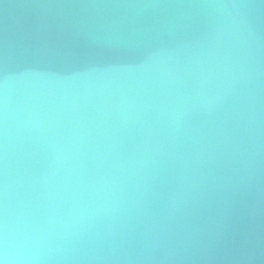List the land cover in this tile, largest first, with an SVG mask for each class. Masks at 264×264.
<instances>
[{
	"label": "clouds",
	"instance_id": "1",
	"mask_svg": "<svg viewBox=\"0 0 264 264\" xmlns=\"http://www.w3.org/2000/svg\"><path fill=\"white\" fill-rule=\"evenodd\" d=\"M0 33V264H264V0H30Z\"/></svg>",
	"mask_w": 264,
	"mask_h": 264
},
{
	"label": "water",
	"instance_id": "2",
	"mask_svg": "<svg viewBox=\"0 0 264 264\" xmlns=\"http://www.w3.org/2000/svg\"><path fill=\"white\" fill-rule=\"evenodd\" d=\"M30 0H0V33H2L6 20L20 19L29 14L26 5Z\"/></svg>",
	"mask_w": 264,
	"mask_h": 264
}]
</instances>
